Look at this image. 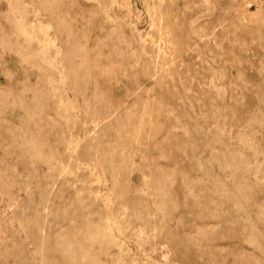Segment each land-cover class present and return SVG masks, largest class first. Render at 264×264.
<instances>
[{
  "label": "rangeland",
  "instance_id": "obj_1",
  "mask_svg": "<svg viewBox=\"0 0 264 264\" xmlns=\"http://www.w3.org/2000/svg\"><path fill=\"white\" fill-rule=\"evenodd\" d=\"M0 264H264V0H0Z\"/></svg>",
  "mask_w": 264,
  "mask_h": 264
}]
</instances>
